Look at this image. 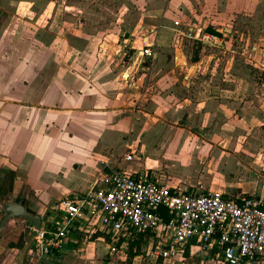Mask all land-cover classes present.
<instances>
[{
  "label": "rangeland",
  "instance_id": "obj_1",
  "mask_svg": "<svg viewBox=\"0 0 264 264\" xmlns=\"http://www.w3.org/2000/svg\"><path fill=\"white\" fill-rule=\"evenodd\" d=\"M1 3L8 4L10 9L8 11L0 9V20L8 21L11 24L9 26L15 28V24L22 19L27 29L25 33L31 37H34L39 29L48 32L51 24L55 22L57 23L53 28L55 31L59 30L58 21L84 26L90 24L92 25L90 27H96L98 30L104 29L106 32L101 31V39L105 42L107 35L111 37V53L118 69L115 72L117 80H114V85L119 89L116 93H120L123 100L121 109L130 116L128 118L131 127L119 145L107 149L124 151L125 147L129 146L135 150L137 159L127 170H136L138 165L135 163L149 166L159 181L178 183L179 189L185 187L187 190H208L210 187L215 188L211 185L213 183L219 188L222 185L226 186L227 183H235V186H226L227 188L241 189L240 191L246 188L241 185L239 175L242 174L241 165L244 163L233 161L227 165L217 164L215 155L211 154L197 159L196 155H190L191 151L188 152L186 148L180 149L184 147L181 144L175 146L180 149L177 153L169 137L173 131L172 135L191 139L192 131L196 132L199 129L197 125L203 122L200 121V112L198 114L193 112L190 116L188 109H195L196 104L207 101L206 97L218 101H256L255 103L264 105V48L263 42L259 41L261 35H264V0H0ZM248 3H252L256 8L250 10L247 7ZM207 28L220 33L219 38L223 40V46L219 41L202 45L192 40V37H197ZM144 36H148L153 43L152 50L155 55L158 56L167 49L176 59L173 61L172 58V77L164 80L165 84L152 78L160 69L161 56L152 61L154 65L149 62V67L151 65L152 67L148 70H141L143 61L141 57L136 56L132 59L133 51L130 49L139 46ZM125 40L127 48L123 49L122 41ZM259 48L262 51H259ZM105 49L110 50V47L107 48L105 45ZM119 50L127 53L124 63L123 53L119 54ZM195 53L198 54V61L193 63ZM133 62L134 68L128 71L126 78L121 81V70L129 68ZM160 102H164V106L161 105L166 110L164 113L156 111ZM169 116V120H163ZM103 125L104 123L96 117L87 118V124H83L84 129L76 130L79 136L75 138V143L82 144L84 149L95 147V153L98 152L97 155L101 158L97 134L98 128ZM120 126L121 130L127 128L125 124ZM256 126L260 127L259 122H256ZM109 130L110 133L105 134L108 135V143H113L117 138L118 129L109 126ZM234 136H231L232 141L237 145L244 144L243 137ZM262 141L264 142L263 139ZM163 143H166V146L162 145ZM184 144L187 146L186 142ZM223 145V148L230 147L226 149L236 148L235 145L227 146L226 143ZM51 149L50 154L46 152L39 159L32 158L28 162V177L39 191L55 190L54 195L57 197L69 189L81 187V180L86 178L88 170H96L97 163L93 161L96 159L95 154L94 156L87 154L78 148L68 152L66 146L59 148L55 146ZM250 157L253 161L258 158L254 154ZM69 161H76L78 167L73 169L75 173L65 176L55 186L56 182L49 176L51 173L47 171L45 164L48 162L52 166L64 169ZM99 164L98 162L97 168L100 171ZM262 187L264 188V185ZM235 193L237 194L231 192L236 196ZM48 209L34 212L40 215L42 220L44 217L48 219L50 215ZM20 244L11 249H1L2 261H18ZM142 248L141 254L130 259L128 248L124 250L125 257L123 254L111 256L106 254L105 244L88 240L81 241L79 245L68 244L61 250L62 253H55L48 258L33 260L32 256H29L26 263L114 261L116 264H123L121 261H127L125 264H132L136 261L137 264H154L144 256L145 248Z\"/></svg>",
  "mask_w": 264,
  "mask_h": 264
},
{
  "label": "crops",
  "instance_id": "obj_2",
  "mask_svg": "<svg viewBox=\"0 0 264 264\" xmlns=\"http://www.w3.org/2000/svg\"><path fill=\"white\" fill-rule=\"evenodd\" d=\"M7 5L1 3L0 9L8 11L10 7ZM247 7L250 10L256 8L252 3H248ZM21 20L15 24V28H11L8 21L0 20V167L16 176L19 186L22 187L28 209L36 214L35 212L50 208L54 202L82 195L91 187H100L101 166L99 171L98 162L101 163L106 159L109 153L107 147L114 148L122 142L124 134L131 127V121L128 118L130 116L121 109L123 100L120 93H116L119 89L114 85V80H117L115 72L118 69L111 53V37L106 36L107 42L101 39V31L104 32V29L98 30L96 27H90L92 26L90 24L84 26L78 23L58 21L59 30L55 31L53 28L57 22L49 23L52 25L50 30L53 32L39 29L35 32V36L31 37L25 33L26 25ZM218 41L223 46V40L218 38ZM259 41L263 42L264 48V35H261ZM105 45L107 48L110 47V50L105 49ZM141 47L140 40L139 46L131 48L132 59L136 56L140 57ZM259 51L262 49L259 48ZM168 52L166 49L164 53L158 54L161 56L160 69L156 76L152 77L164 84L166 83L164 80L172 77V58L173 61L176 60ZM158 56L156 55L155 59ZM141 58L143 59L141 70H148L154 65L152 61L155 59L150 61L152 65L149 67V62ZM197 61L198 59L193 63ZM134 65L135 62L127 69L122 68L121 81L126 78L128 71L132 70ZM211 98L206 97L207 101L196 104L195 109H188L190 116L193 112L196 114L200 112V121L203 122L197 125L199 129L196 132L192 131L191 139L172 135L173 131L169 138L172 139L174 147L177 144L183 145L184 147L180 149L186 148L185 150L191 151L190 155H196L197 159L211 154L215 155L217 164L227 165L232 164L233 161L244 163L241 165L242 174H239L241 185L246 187L244 190L226 187L235 186V183H227L221 188L213 183L211 185L215 188L210 187L202 191L225 193L229 196H234L231 192H237L236 196L247 195L264 199V188L262 187L264 185V142L262 141L264 140V130H262L264 129L262 128L264 126V105L255 103L256 101H218ZM159 105L156 111L164 113L166 111L162 107L164 102H160ZM95 117L104 123L101 128H98L99 133L97 134L98 141H100L98 146H101L99 148L101 158L97 155L98 152L95 153V147L84 149L82 144L75 143V138L79 136L76 130L84 129L83 124H87V118ZM169 118L170 116L163 120H169ZM256 122H259L260 127L256 126ZM123 124L126 125V130H121L120 125ZM109 126L118 129L117 138L113 143H108V135L105 134V132L110 133ZM231 136L243 137L244 144L237 145L232 141ZM225 143L227 146L235 145L236 148H223ZM162 145L166 146V143ZM55 146L56 148L66 146L68 152H73V149L78 148L87 154L93 156L95 154L96 159L93 161L97 163L96 170H88L86 178L81 180V187L69 189L57 197L54 195L55 190L52 192L45 189L39 191L33 186L34 183L27 174L28 162L32 158L39 159L46 152L50 154L51 148ZM178 148L174 149L177 153L180 150ZM253 154L257 155V160H252L250 156ZM189 159L192 160V158ZM135 164L138 168L133 171L150 169L149 166ZM45 165L47 171L51 173L49 176L53 177V182H56L55 186L65 176L75 173L73 169L78 167L76 161H69L64 169L52 166L48 162ZM129 165H126V169ZM235 174L238 175V173ZM161 183L176 188L179 185L170 181ZM181 188L180 190H187L185 187ZM10 239L9 236L2 239L0 250L5 248L4 244ZM68 244L79 245L81 241ZM2 253L0 255H3ZM121 262L126 263V261ZM135 262L133 261L132 264H137ZM15 263V261H2L0 258V264ZM44 263L116 264L114 261H45Z\"/></svg>",
  "mask_w": 264,
  "mask_h": 264
},
{
  "label": "built area",
  "instance_id": "obj_3",
  "mask_svg": "<svg viewBox=\"0 0 264 264\" xmlns=\"http://www.w3.org/2000/svg\"><path fill=\"white\" fill-rule=\"evenodd\" d=\"M192 40L203 45L218 38L203 32ZM141 43L140 57L155 59L149 38ZM118 52L124 63L127 53ZM125 149L108 151L100 163V187L52 204L35 233L33 260L88 240L105 244L106 254L125 257L128 240L141 235L144 256L154 264H185L192 258L199 264H264V199L168 187L150 169L127 170L137 157Z\"/></svg>",
  "mask_w": 264,
  "mask_h": 264
},
{
  "label": "flooded vegetation",
  "instance_id": "obj_4",
  "mask_svg": "<svg viewBox=\"0 0 264 264\" xmlns=\"http://www.w3.org/2000/svg\"><path fill=\"white\" fill-rule=\"evenodd\" d=\"M22 187L19 186L16 176L12 172L6 171L5 169L0 167V206L4 202H14L20 204H26V211L34 214L30 209H28V204L25 202L23 192L21 190ZM37 215V214H35ZM3 218V214L0 213V221ZM26 227V222L22 219L9 220L5 223L4 227L1 229V238L0 242L5 236L11 237V239L5 244V249H11L20 244V253L25 246V237H24V229ZM32 248V245H31ZM30 248V251H31ZM32 254V253H31ZM30 254V256H31ZM20 255V254H19ZM19 258V257H18ZM34 261H30L32 264ZM17 263V261H16ZM15 263V264H16Z\"/></svg>",
  "mask_w": 264,
  "mask_h": 264
},
{
  "label": "water",
  "instance_id": "obj_5",
  "mask_svg": "<svg viewBox=\"0 0 264 264\" xmlns=\"http://www.w3.org/2000/svg\"><path fill=\"white\" fill-rule=\"evenodd\" d=\"M0 213L3 214V218L0 221V238L1 229L4 227L5 223L9 220L22 219L26 222V227L24 229L25 246L21 251L18 261L16 264H26L31 254L30 248L34 240L36 231L41 226V216L31 214L26 211V204L14 203V202H4L0 206ZM32 229V231L30 230Z\"/></svg>",
  "mask_w": 264,
  "mask_h": 264
},
{
  "label": "trees",
  "instance_id": "obj_6",
  "mask_svg": "<svg viewBox=\"0 0 264 264\" xmlns=\"http://www.w3.org/2000/svg\"><path fill=\"white\" fill-rule=\"evenodd\" d=\"M205 32L214 34L218 38L221 36L220 33H218L217 31H215L212 28H207L205 30ZM197 55L198 54L195 53L193 58H192V60L194 62L197 60ZM120 243L121 242H119V244ZM144 244H145V240H144V237L141 235L133 236L130 240H128L127 248H128V254H129L130 259L133 258L134 256L137 257L139 254L142 253L140 248L143 247ZM128 262H130V261H128ZM186 264H199V259L198 258L188 259Z\"/></svg>",
  "mask_w": 264,
  "mask_h": 264
}]
</instances>
